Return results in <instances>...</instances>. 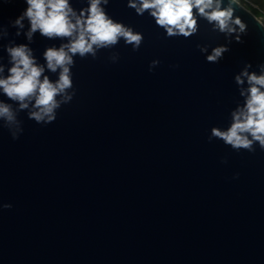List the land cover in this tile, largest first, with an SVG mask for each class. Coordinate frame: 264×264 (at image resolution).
I'll list each match as a JSON object with an SVG mask.
<instances>
[{
	"label": "water",
	"instance_id": "obj_1",
	"mask_svg": "<svg viewBox=\"0 0 264 264\" xmlns=\"http://www.w3.org/2000/svg\"><path fill=\"white\" fill-rule=\"evenodd\" d=\"M127 3L104 7L143 34L138 50L121 39L95 59L74 57L75 95L54 122L29 119L30 105L17 114L23 132L14 140L0 121V264H264V150L209 140L243 106L247 79L235 77L245 64L261 74L264 29L237 5L243 43L203 18L191 37H167ZM26 8L0 0V77L12 66L7 47L24 44L55 81L59 70L43 54L68 39L37 31L29 41L27 18L14 26ZM225 45L222 59L207 61ZM0 101L19 107L2 89Z\"/></svg>",
	"mask_w": 264,
	"mask_h": 264
},
{
	"label": "clouds",
	"instance_id": "obj_2",
	"mask_svg": "<svg viewBox=\"0 0 264 264\" xmlns=\"http://www.w3.org/2000/svg\"><path fill=\"white\" fill-rule=\"evenodd\" d=\"M25 2L27 8L14 21V26L23 29V21L27 18L30 23L26 34L29 41L38 31L49 39L67 38L68 43L61 44L59 48L49 47L43 54L47 69L52 73L59 70L55 81L44 75L45 67L37 64L32 50L26 45L7 47L12 66L6 77H0V89L9 101L18 103L19 107L14 110L11 103L0 101V121L14 140L23 132L17 119L19 111L29 109L31 105L28 118L38 124H49L56 120L57 110L73 99L75 89L71 69L75 64L74 57L91 56L95 59L99 50L110 49L121 39L136 51L144 39L142 33L107 14L104 6L109 4V0H87L88 6L79 12L74 10L70 0ZM237 5L244 7L241 0H229L227 7H222V0H128L127 3V7L134 9L137 15L143 16L148 12L167 37H191L199 30L198 18H203L213 24V30L229 36L236 33L235 41L243 43L242 35L247 34V24L235 16ZM257 23L264 29V22L257 20ZM198 47L201 52L207 51L206 47ZM229 51L226 45L215 47L207 61L218 62ZM110 59L115 62L118 54L114 53ZM158 64V60H153L149 70ZM251 67L250 63L245 64L235 77L238 85L245 83L242 77L247 79L246 91H240V96L245 97L243 106H237L231 112L230 127L226 130L214 127L209 137V140L219 138L236 151L255 152L256 144L264 150V64L260 65L259 75L249 72ZM3 72L4 67L0 65V73ZM2 207L12 206L4 204Z\"/></svg>",
	"mask_w": 264,
	"mask_h": 264
},
{
	"label": "trees",
	"instance_id": "obj_3",
	"mask_svg": "<svg viewBox=\"0 0 264 264\" xmlns=\"http://www.w3.org/2000/svg\"><path fill=\"white\" fill-rule=\"evenodd\" d=\"M253 2L259 7V10L252 9V14L256 18H264V0H253Z\"/></svg>",
	"mask_w": 264,
	"mask_h": 264
},
{
	"label": "rangeland",
	"instance_id": "obj_4",
	"mask_svg": "<svg viewBox=\"0 0 264 264\" xmlns=\"http://www.w3.org/2000/svg\"><path fill=\"white\" fill-rule=\"evenodd\" d=\"M241 4H243V8L250 13L252 12V9L259 10V7L253 2V0H241ZM253 5H255V7H253ZM257 20L264 22V18H257Z\"/></svg>",
	"mask_w": 264,
	"mask_h": 264
}]
</instances>
